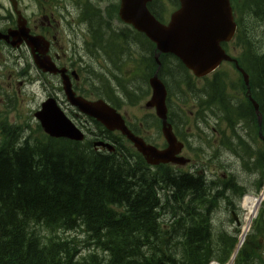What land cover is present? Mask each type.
Instances as JSON below:
<instances>
[{"label": "trees", "instance_id": "obj_1", "mask_svg": "<svg viewBox=\"0 0 264 264\" xmlns=\"http://www.w3.org/2000/svg\"><path fill=\"white\" fill-rule=\"evenodd\" d=\"M235 12L239 23L235 60L249 77L247 88L240 76L233 79L220 70L199 85L171 55H160L158 76L168 99L183 102L174 111L179 120L174 127L181 125L186 134L198 120L204 126L215 124L217 145L200 148L203 155L206 149L217 155L229 152L234 167L246 171L242 175L257 178V191L264 182V142L259 139L260 135L264 139V0H241ZM123 33L124 64L129 69H120L114 81L106 76L97 80L102 87L98 94L115 108L121 103L112 86L136 96L135 81L145 96L147 80L157 69L154 45L130 27ZM134 45L140 51H133ZM247 90L258 105L260 125L244 98ZM0 123V264L229 261L239 231L218 228L214 217L221 213L217 207L232 200L215 202L210 196L216 193L222 199L234 189L239 201L245 191L238 190L232 174L225 183L210 169L222 170V159L208 157L204 166L197 159L204 170L199 176L170 166H148L125 141H116V152H99L88 142L49 138L37 125ZM260 239H264L261 216L234 264H264Z\"/></svg>", "mask_w": 264, "mask_h": 264}, {"label": "flooded vegetation", "instance_id": "obj_2", "mask_svg": "<svg viewBox=\"0 0 264 264\" xmlns=\"http://www.w3.org/2000/svg\"><path fill=\"white\" fill-rule=\"evenodd\" d=\"M33 1L35 4H32L30 15L28 13L30 6L24 4L22 0H15V9L10 0H0V74L9 70L11 77H17L15 84L22 86L31 84V92L35 94L33 88L39 92V104L48 98L55 99L64 114L84 134L85 141L93 144L94 148L101 147V144H106L107 141L116 145V141L123 140L120 133L106 130L94 119L79 113L71 106L63 95L61 81L63 76L66 77L74 90L79 87L83 72L88 73L91 78L100 79L106 76L112 81L118 77L120 69L124 72L123 30L129 27L135 30L119 19L120 0ZM173 3L178 8V3L176 1ZM173 3L170 4L172 7ZM149 5H152L148 8L157 20L167 24L164 0H152ZM17 13L24 21V35L12 37L11 33L18 28ZM35 39L40 41L38 47L32 44ZM13 42L15 46L12 45ZM135 49L137 47L134 45L133 51ZM34 59H43L44 63H52L57 70L56 74L39 70ZM125 69L129 68L125 67ZM127 77L130 79L129 74ZM119 81H117L118 87ZM133 85L136 91H139L136 92L138 93L136 96H139V84L133 81ZM129 88L134 92L131 86ZM112 89L114 97L121 103L120 108L135 102V95H127L130 96L127 98L125 92L117 88L116 84ZM144 93H148V96L150 94L148 83ZM93 98L98 96L93 95ZM177 100L178 102L172 103V100L168 99V107H170L168 121L178 141L185 143L183 140L185 136H190L189 142H194L193 134H185L181 125L177 129L173 125L174 121L179 124L178 114L174 111L183 103L181 99L177 98ZM121 111L126 126L135 136L158 150L166 148L161 134V121L155 116L153 109L147 110L144 116L134 119H127L125 107ZM186 146L184 145L183 155H185L184 150L188 152ZM186 155L192 160L189 152ZM227 205L231 207L230 204ZM222 209L229 210L225 206H222Z\"/></svg>", "mask_w": 264, "mask_h": 264}, {"label": "water", "instance_id": "obj_3", "mask_svg": "<svg viewBox=\"0 0 264 264\" xmlns=\"http://www.w3.org/2000/svg\"><path fill=\"white\" fill-rule=\"evenodd\" d=\"M150 2L151 0H120L119 17L155 44L156 61L161 54H172L197 78L212 73L222 61H230L220 47V43L232 39L236 29L229 0H179L181 7L167 26L161 25L149 14L146 5ZM33 46L38 47L36 40ZM241 73L247 86L248 77ZM149 86L152 94L146 107L154 108L156 116L162 122V134L167 143V148L163 151H158L133 136L121 117L103 101L87 102L75 98L69 88L64 89L71 103L81 112L108 130H118L125 135L148 165L171 163L182 166L187 162L182 157H177L182 145L177 142L166 120L165 87L156 74L150 79ZM251 102L257 112V105L252 100ZM35 117L43 131L52 138L74 141L83 139L81 132L56 107L53 100L45 102Z\"/></svg>", "mask_w": 264, "mask_h": 264}, {"label": "rangeland", "instance_id": "obj_4", "mask_svg": "<svg viewBox=\"0 0 264 264\" xmlns=\"http://www.w3.org/2000/svg\"><path fill=\"white\" fill-rule=\"evenodd\" d=\"M22 1H23L24 4H28L30 6V9H29L28 13L31 15V13H32L31 12L32 11V4H35V2L33 0H22ZM171 1L172 0H164V3H165L164 12L166 14V19L165 20H167V18H169L170 14L175 10V7H172L170 5ZM229 50L231 51L230 52L231 55H233V56L237 55V46L235 45V43H233V44H231L229 46ZM131 65H132L131 63H128L127 67H131ZM16 70H19V69H16ZM219 70H220V72L222 71L223 73L228 74V76H231L233 79H236L237 72L231 67V65H229L227 63L226 64L223 63L220 66ZM9 73H10L9 70H6L2 74H0V87L9 88V86L14 85V86H16V88L19 89V87L15 84V81L17 80V77H11ZM195 81L199 85H201L203 83V80L201 81V79H197ZM33 90L38 96V97H35L33 95V97H32L33 99H30L31 98L30 95L27 98L23 94H20V95L18 93L15 94V96H14L15 108H14V110L12 112H5V111H7V107L4 108V105L0 104V114H2L1 117H0V121H5L6 120L7 123H9V122L12 123L14 120L17 119V117H23L24 120L27 119V116H32L33 117V113L34 112L31 111V110H34L36 108L37 103L39 102V99H40L39 98V94H38L39 93L38 90H36L35 88H33ZM28 91H29V86H28ZM146 100H147V96L145 97V99H144V97H139V98H137V102L138 103H136L134 106L125 107V110L127 112V114H126L127 119H134V118H138V117L144 116V114L147 112V110L144 108V103H145ZM4 112L7 115H4ZM28 112H30V114ZM17 114H19V115H17ZM0 125H1V123H0ZM0 139H1V134H0ZM219 159H221V158H219ZM222 160L225 161V163H223L224 168L226 170H228L229 172H232V174L235 177V180H236L237 184L239 186L244 187L247 190L249 188V186L244 184V183L246 182V179H249V174L245 173L243 178L240 179V175L242 173L246 172V171L244 169L242 170V168H240L239 166L237 168H235L236 166L234 167V165H235L234 158L224 154L222 156ZM239 190H240V188H239ZM261 191H264V184H263V187L260 190V192ZM236 192L237 191H235V193H234L231 190L230 194L234 195V194H236ZM260 192L259 191L256 192L255 195H257V198H261L262 197V196H259V194H258ZM255 195H253V196H255ZM232 199H236L235 196L232 197ZM262 199L263 200H261V201L263 203L264 202V196H263ZM217 201H219V199H217L216 202ZM218 209H220V206L216 208V210H218ZM248 212H249L248 210L242 208L241 216L239 218V220L241 222V225H240V227L238 226L240 234H242L243 228L248 223V217H249L248 216L249 215ZM257 213H258V211H257ZM230 219H231L230 217H227L225 214H223L219 218L214 219V223H215L216 226H219V227H221V223H222L223 225L228 226L229 230L231 231V230H233V226H232V223H230ZM251 230H252V226L250 224L248 231H246V229H244L245 237H247L251 233ZM74 235L77 236V234H71V236H74Z\"/></svg>", "mask_w": 264, "mask_h": 264}, {"label": "bare ground", "instance_id": "obj_5", "mask_svg": "<svg viewBox=\"0 0 264 264\" xmlns=\"http://www.w3.org/2000/svg\"><path fill=\"white\" fill-rule=\"evenodd\" d=\"M118 91V90H117ZM116 91V92H117ZM115 92V93H116ZM119 94V93H118ZM120 95V94H119ZM3 132V131H2ZM104 141V140H103ZM108 142V141H107ZM107 142H105V143H107ZM3 144V142L1 141V139H0V145H2ZM116 148V147H115ZM113 152H116V149H114V151ZM224 154H226V155H228V156H230V157H232L233 158V155L232 154H230L229 152H225V153H223V155ZM222 154L221 155H219L218 156V158H221L222 159V156H223ZM237 159V158H236ZM230 174H232V172H229ZM232 176L234 177V175L232 174ZM233 180H234V183H235V185L237 186V187H239L240 189H242V190H244V191H246V189L244 188V187H242V186H239L238 184H237V182H236V180H235V177L233 178ZM239 188H238V190H239ZM235 191H237V190H232V192H234L235 193ZM213 194V193H212ZM215 195H216V193H214V195H212V196H210L212 199H213V201L215 200V202H216V200L217 199H219V200H226V201H230L231 199H232V197H236L237 195L236 194H230V193H225V195H224V197L222 198V199H220V198H216L215 197ZM215 197V199H214V197ZM244 203H245V207H246V210H248L249 212V215H250V217H252L253 215H254V211H255V209H256V207H257V201H254V200H248V199H245L244 200ZM253 203H254V206H253ZM168 219V218H167ZM163 220V219H162ZM71 235V234H70ZM242 238H243V236H242Z\"/></svg>", "mask_w": 264, "mask_h": 264}]
</instances>
